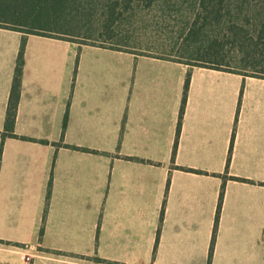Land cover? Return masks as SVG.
Listing matches in <instances>:
<instances>
[{"label":"crops","instance_id":"1","mask_svg":"<svg viewBox=\"0 0 264 264\" xmlns=\"http://www.w3.org/2000/svg\"><path fill=\"white\" fill-rule=\"evenodd\" d=\"M0 264H264V79L0 28Z\"/></svg>","mask_w":264,"mask_h":264},{"label":"trees","instance_id":"2","mask_svg":"<svg viewBox=\"0 0 264 264\" xmlns=\"http://www.w3.org/2000/svg\"><path fill=\"white\" fill-rule=\"evenodd\" d=\"M158 8L162 12L185 14L182 33L187 39L186 42L189 41L185 47L190 50V58L210 64L197 67L226 70L221 66L225 57L223 51L229 47L233 58L242 63L245 72H249L236 73L264 79V0H0V28L98 46L85 40H112L116 37L112 28L119 25L126 14H132L137 9ZM98 20L101 23L97 36L93 33H82L83 26ZM122 45L106 48L130 52L121 49ZM24 47L25 40L18 57L8 104L6 131L11 135H14L21 95ZM189 83L190 76L187 79V89ZM185 104L186 97L182 102L180 123ZM222 198L221 195L219 212ZM216 229L217 224L214 238Z\"/></svg>","mask_w":264,"mask_h":264},{"label":"rangeland","instance_id":"3","mask_svg":"<svg viewBox=\"0 0 264 264\" xmlns=\"http://www.w3.org/2000/svg\"><path fill=\"white\" fill-rule=\"evenodd\" d=\"M184 13L160 11L158 9H137L132 14H126L121 19L119 25H115L112 31L116 37L112 40L103 39L105 42L97 39L95 41H87L90 44L109 47L112 45H122L123 50H127L137 54L152 55L165 59H172L190 66L210 65L208 63L198 62L190 58V50L186 49L187 39L182 33L184 30L183 19ZM100 21L88 24L82 27V33H93L95 36L100 31ZM58 36L57 34H53ZM83 41L82 39H75ZM224 59L221 68L240 72L242 74L249 73L243 70L242 63L233 58V53L229 52L226 47Z\"/></svg>","mask_w":264,"mask_h":264}]
</instances>
